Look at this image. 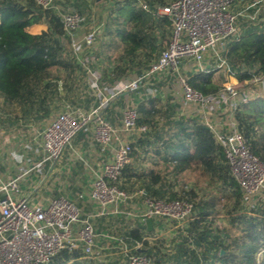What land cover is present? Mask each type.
I'll list each match as a JSON object with an SVG mask.
<instances>
[{
    "label": "built area",
    "instance_id": "built-area-1",
    "mask_svg": "<svg viewBox=\"0 0 264 264\" xmlns=\"http://www.w3.org/2000/svg\"><path fill=\"white\" fill-rule=\"evenodd\" d=\"M34 1L41 8L53 9L58 14L72 53L90 77L88 88L95 103L83 113L71 109L59 113L42 129L37 147L23 145L24 154L20 156L24 162L16 166L19 175L0 179V264H44L63 249L77 248L85 257L93 259L98 253L99 233L93 226L92 216L102 215L110 205L116 210L134 195L143 197L146 208L139 213L143 219L160 216L186 225L193 218L192 203L186 199H156L142 190L128 193L118 186L122 170L131 162L135 136L146 130L144 125L136 123L138 104L159 99L166 107L171 104L170 90L177 92L180 99L178 106L171 104L177 117L192 118L206 126L222 146L229 172L243 201H253V205L264 203V161L251 152L234 118L235 111L244 102L263 96L264 71L253 75L245 86L238 87L236 72L227 58L229 43L240 35L239 22L255 17L260 8L259 1L238 10L236 7L242 0H170L161 8L160 14L170 21L167 44L138 75L106 84L91 68L94 56L90 48L97 29L90 27L78 36L83 20L78 11H60V6L55 4L59 0ZM132 1L150 11L146 2ZM81 45L89 49L84 61L77 54ZM237 66L241 71L244 69L243 65ZM221 70L236 81H223L221 88L213 94H201L189 84L194 74ZM252 87L258 88L257 92ZM127 93L134 96L136 102L122 109L120 128L117 129L103 111L112 100ZM90 122H94V139L102 151L114 144L112 159L103 162L100 172L93 177L89 192V198L100 210L94 215H85L73 200L62 195L51 197L38 193L32 201L21 196L20 175L57 161L80 129ZM121 134L127 135L128 139H121ZM31 148L40 154L36 161L28 154ZM16 160L20 162V159ZM120 241L123 264H153L146 253L134 252L141 248L140 242L128 246L123 239Z\"/></svg>",
    "mask_w": 264,
    "mask_h": 264
},
{
    "label": "trees",
    "instance_id": "trees-1",
    "mask_svg": "<svg viewBox=\"0 0 264 264\" xmlns=\"http://www.w3.org/2000/svg\"><path fill=\"white\" fill-rule=\"evenodd\" d=\"M155 1L165 4L162 0ZM117 5V13L105 30L106 41L102 43L104 52L114 64L107 75H102L110 83L127 75H137L147 68L170 31L166 16L156 15L151 9L143 10L132 0H122ZM34 25L45 28L32 33L29 28ZM227 58L236 72L239 86H245L253 75L262 73L264 29H243L239 38L229 43ZM237 65H243L245 69L241 71ZM84 74L87 73L72 53L60 18L53 9H43L34 0H0V99L3 111L13 113L17 119L48 118L54 111L55 102L63 100L66 90L71 89L68 83ZM219 77L222 79L221 75ZM221 83L214 80L213 71L194 74L189 79L191 87L204 95L217 92ZM89 91L92 93L88 88ZM89 98L93 105L94 95ZM137 113V125H144L146 130L132 144L131 158L137 165L134 167L130 163L124 167L119 188L129 191L138 183L137 189L146 195L156 199H186L192 203L193 213L196 212L187 222V235L178 237L174 253L176 261L172 264H199L198 253L201 251L192 249L188 239L197 237L199 246L203 235L210 236L206 231L216 220L213 214L221 212L223 200L233 199L227 225L218 226L220 232L211 236L208 243L207 252H214V255L209 254L204 264H264V203L248 211L238 209L243 202L242 193L229 172L223 148L211 131L195 119L174 117L173 106L167 104L164 107L159 99L140 102ZM234 118L251 152L264 161L263 96L244 102L235 111ZM162 164L175 177L188 171L198 172L215 187L218 185L217 190L196 201L192 199L196 198L192 189L165 198L164 189L156 187L163 179V169L159 168ZM128 236L147 243L143 241L139 227L131 228ZM154 248V252H159L153 245L146 254L150 256ZM44 264L100 263L85 257L77 248L63 249Z\"/></svg>",
    "mask_w": 264,
    "mask_h": 264
},
{
    "label": "rangeland",
    "instance_id": "rangeland-1",
    "mask_svg": "<svg viewBox=\"0 0 264 264\" xmlns=\"http://www.w3.org/2000/svg\"><path fill=\"white\" fill-rule=\"evenodd\" d=\"M122 0H59L55 4L60 6V11L66 12L70 10H76L78 11L81 16L83 17V20L81 22L80 27L78 28V36H82L84 33H86L90 27L97 29V34L95 38V42L90 48V51L92 52V55L94 56V59L92 60L91 68H93L96 73H99L102 75H107L106 73L110 72V70L113 67V62L111 58L107 55V53L104 52L102 43L106 41V35L105 30L111 20L112 17H114L117 13V3ZM131 1V0H129ZM143 2H148L149 9L153 10V12L156 15L161 14V8L166 5L170 0H162L164 1L161 4L159 2H156L155 0H142ZM253 1H259V11L256 13L255 17L252 18V20H241L239 22L240 32L243 29L254 28L257 29H264V0H242L238 6L236 7L238 10L243 9L245 7H248ZM251 10V9H250ZM247 10V13L251 14V11ZM39 27H36L35 29H38ZM168 35V34H167ZM167 37V36H166ZM161 47H159V51L165 46L164 42L162 41ZM159 51H157L159 53ZM77 54L79 56V59L84 61L86 59V54L89 53V49H86L83 45L79 47L77 50ZM157 57V55H156ZM144 68V67H143ZM145 69V68H144ZM143 69V70H144ZM245 69V67H244ZM142 70V71H143ZM188 71V70H185ZM191 72V71H190ZM223 70L218 73L217 71H213V78L216 82L221 83V81L227 80L229 83H233L235 80L233 77L227 76L225 73L223 74ZM138 75V74H137ZM222 76V79L219 76ZM130 76V75H127ZM135 76V75H134ZM221 79V80H220ZM105 81V84L108 83V81L103 78ZM90 81V77H88L87 74L80 75L75 81H70L68 83V87L71 89L66 90V96L63 100L59 101L57 100L55 102L54 111L51 116L48 118H38L34 117L33 121L27 120V118L24 119H17L15 121H12L14 118V114L11 113L7 115L5 111L1 109L0 111V146H8V148H12L14 150H23L24 144H29L32 147H37L38 143H40V135L41 131L44 128L46 124H48L51 120H53L59 113L63 112L66 109H71L73 111L80 110L82 113L87 111L89 106L91 105L89 103V97H92V93L88 92V82ZM104 84V85H105ZM238 87H241L238 85ZM254 87H252L253 89ZM257 92L258 88H254ZM169 96V102L171 104H175L178 106V101H180L178 93L173 92V90L168 91ZM90 94V96L88 95ZM92 94V95H91ZM162 102V101H161ZM177 102V103H176ZM133 103L132 96L130 94H125L121 96V99H115L112 100V108L110 113V119L113 121V124L117 129L120 128V120H121V111L126 106H129ZM174 109V108H173ZM3 111V112H2ZM174 117H177L178 114H176V109H174ZM2 112V113H1ZM184 113H186V110H183ZM7 115V116H6ZM171 116V117H173ZM170 117V118H171ZM162 121V120H161ZM160 121V122H161ZM163 122V121H162ZM165 126V125H164ZM85 127V128H84ZM94 122H90L88 124H85L79 132L84 131L88 133H94ZM121 139H128L127 135H120ZM130 137V136H129ZM137 138V135L135 136V139ZM137 153L138 158L140 159L141 151L140 149ZM19 153V152H18ZM70 153V150H67L65 154L68 156ZM21 153H19V156H15L17 159H20L21 163H23V159L20 156ZM62 155V154H61ZM75 155V161H73L74 169L80 167L81 165L79 160V153L74 154ZM71 157V156H70ZM73 157V156H72ZM71 157V159H72ZM19 163V162H18ZM17 163H15L16 165ZM17 166V165H16ZM42 167H40L41 169ZM160 169H163V179L160 184L162 189L165 191V198H168L170 194L180 195L182 191H188L190 189L193 190V193L195 194L196 198H192L193 200H198L200 198L207 197L209 195H212L214 191L217 190V186L211 184L208 179L205 177H202L198 172L195 171H188L182 175H177L176 177L174 174L170 172V169L165 170L164 165L159 166ZM69 175L73 174L67 173ZM65 182V187L63 188V192L60 194L62 196L66 195H74L75 189H72V186L68 185L69 178H67L66 174L63 175ZM93 181V179H92ZM71 182V181H70ZM73 183V182H71ZM92 184V183H91ZM136 188L133 186V188L129 189L128 193L134 192ZM68 198V197H67ZM70 199V198H69ZM72 200V199H71ZM166 200V199H165ZM233 200L231 201H225L223 200V208L219 214H213L214 219H216L211 225L210 228L206 231L210 236L203 235L204 239L200 240V245L198 246L196 242L197 237L192 240L191 238L188 239V245L193 249L195 248L196 251L199 252V264H204V261H207V256L211 253L207 252L209 241L211 240V236L215 237L218 232V226L220 225H227L228 222V211L231 209L232 204L234 203ZM253 201L246 202L243 201L242 204H239L238 209L240 208L242 211H248L251 208H257L261 207L260 204L253 205ZM196 212L193 214L195 215ZM209 220V218H208ZM187 226V224H186ZM187 235L186 231L182 236ZM175 246L170 244L168 247H165L164 251L161 252H154L150 254V257L152 258L153 264H172L176 260L174 258ZM206 252H203L205 251ZM121 255V254H120ZM206 255V256H205ZM214 255V252L211 254ZM158 259V260H157ZM123 264V263H121Z\"/></svg>",
    "mask_w": 264,
    "mask_h": 264
},
{
    "label": "crops",
    "instance_id": "crops-1",
    "mask_svg": "<svg viewBox=\"0 0 264 264\" xmlns=\"http://www.w3.org/2000/svg\"><path fill=\"white\" fill-rule=\"evenodd\" d=\"M36 27L39 28L35 29ZM44 28V25H34L29 28V31L38 33ZM169 34L170 31L168 32L166 37L167 40L164 45L167 44ZM233 79L236 81L235 78ZM119 99H121V97ZM132 99L133 103L136 102L134 96H132ZM1 104L0 99V107ZM111 106L112 104L110 103L108 107L104 109L103 114L113 123L110 119ZM7 115L9 114L7 113ZM13 118L12 121H15V116H13ZM27 118V120L33 121L34 117ZM113 148L114 144L110 145L106 151H102L94 139L93 132H79L64 149L57 161L50 165L47 163L38 170L32 169L26 175H20L19 183L21 187V196H25L31 201L36 198L38 193H44L51 197L59 196L61 195L60 193L64 191L63 188L65 187L66 181L63 175L66 174L67 178L70 179L68 185L70 184L72 189L76 190L73 196L66 195V197L72 199L80 207L83 214L94 215L100 210V207L89 198L92 179L95 174L100 172L103 162L112 159ZM67 150H70L68 156L65 154ZM18 152L24 154L23 150L18 149L16 151L12 148H8V146H0V179L19 175L16 169L17 164L15 165V163H18L15 157L19 156ZM77 153H79L78 158L80 160L78 163L81 165L74 169L75 163L73 161L77 160L74 158V154ZM28 154L33 157L34 161L40 158V154L35 152L34 148H31ZM70 156H73L72 159ZM140 156H142V154H140ZM19 163L22 164L21 161ZM130 163L134 167L137 165L133 157ZM71 172L73 174H67ZM133 186L136 188L135 191L140 190L137 189L139 186L138 183ZM156 187H160V184H157ZM145 208L143 197L134 195L120 207L116 208V210L110 205L104 209L102 215L92 216L91 220L93 226L96 232L99 233V241L97 244L98 253L96 257L92 259L94 262L100 264L123 263L121 239H123L128 246H133L136 242H140L141 248L138 250L142 253H148L153 245L157 246L159 249L158 251L161 252L165 250L166 246L168 247L170 244L175 246L177 244L179 240L178 237L184 234L186 225L160 216L143 219L139 216V213L143 212ZM134 227L140 228L142 239L144 242H147L146 244L138 240H132L128 236L129 230ZM152 251H156V248L152 249Z\"/></svg>",
    "mask_w": 264,
    "mask_h": 264
},
{
    "label": "water",
    "instance_id": "water-1",
    "mask_svg": "<svg viewBox=\"0 0 264 264\" xmlns=\"http://www.w3.org/2000/svg\"><path fill=\"white\" fill-rule=\"evenodd\" d=\"M262 91H263V98H264V77L262 78Z\"/></svg>",
    "mask_w": 264,
    "mask_h": 264
}]
</instances>
